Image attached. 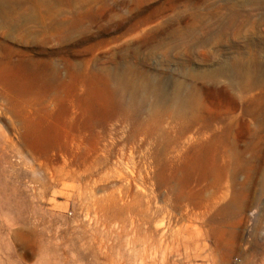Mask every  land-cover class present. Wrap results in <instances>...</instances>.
Listing matches in <instances>:
<instances>
[{
    "label": "rangeland",
    "instance_id": "1",
    "mask_svg": "<svg viewBox=\"0 0 264 264\" xmlns=\"http://www.w3.org/2000/svg\"><path fill=\"white\" fill-rule=\"evenodd\" d=\"M153 261L264 264V0H0V264Z\"/></svg>",
    "mask_w": 264,
    "mask_h": 264
},
{
    "label": "bare ground",
    "instance_id": "2",
    "mask_svg": "<svg viewBox=\"0 0 264 264\" xmlns=\"http://www.w3.org/2000/svg\"><path fill=\"white\" fill-rule=\"evenodd\" d=\"M208 93L211 94V93H213V91L212 92L211 91L210 92L208 91ZM228 101H229V98H228V96L226 94L219 95L218 98H217V100H216L217 105H219V106H222L223 104L227 103ZM139 209L140 208H138V210L135 212V214H134V211L132 212L134 214V216L132 215V216H130L131 218L129 217L131 219V221L133 219L140 218V217L141 218L144 217L145 220L150 221L151 220V217L154 216L155 211H153L152 208L150 206H148V205L145 207L144 210H142V209L139 210ZM150 263L151 264H159V263L154 262V261L153 262H150ZM140 264H143V263H140Z\"/></svg>",
    "mask_w": 264,
    "mask_h": 264
},
{
    "label": "built area",
    "instance_id": "3",
    "mask_svg": "<svg viewBox=\"0 0 264 264\" xmlns=\"http://www.w3.org/2000/svg\"><path fill=\"white\" fill-rule=\"evenodd\" d=\"M232 264H238V262L236 261V262H233Z\"/></svg>",
    "mask_w": 264,
    "mask_h": 264
}]
</instances>
